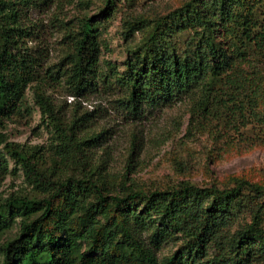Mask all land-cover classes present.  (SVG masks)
Instances as JSON below:
<instances>
[{"label":"trees","instance_id":"obj_1","mask_svg":"<svg viewBox=\"0 0 264 264\" xmlns=\"http://www.w3.org/2000/svg\"><path fill=\"white\" fill-rule=\"evenodd\" d=\"M54 2L60 0H0V124L26 108V90L42 78L62 82L73 100L93 92L115 96L116 110L132 126V154L143 146L138 121L176 104L187 107L188 130L214 144L246 150L264 144V0H187L144 30L121 71L99 62V23L60 21L61 56L44 74L43 49L27 46L36 31L29 12ZM34 99L57 125L61 147L75 157L105 135L90 131L92 112L58 113L38 89ZM75 125L84 127L85 137ZM6 155L45 195L0 204V219L21 217L17 236L0 246L1 264H264L255 231L264 185L237 178L221 188L182 182L114 192L90 154L79 174L53 178L1 133L0 181ZM244 216L249 223L242 225ZM9 226L0 220V234Z\"/></svg>","mask_w":264,"mask_h":264},{"label":"rangeland","instance_id":"obj_2","mask_svg":"<svg viewBox=\"0 0 264 264\" xmlns=\"http://www.w3.org/2000/svg\"><path fill=\"white\" fill-rule=\"evenodd\" d=\"M186 1L60 0L46 9L29 12L36 31L33 42H27V46L43 49L42 73L49 74L52 71L50 67L61 56L57 24L87 17L92 23H99L96 42L99 62H109L121 71L130 51L141 44L144 30ZM108 5L112 6L111 12L107 10ZM132 24L145 27L130 33L128 28ZM41 80L42 83L33 82L26 90V108L1 122L0 133L5 142L19 145L37 169L53 178L79 174L84 170L80 167L84 155L90 154L91 162L102 163L99 169L101 177L114 192L135 188L153 191L182 182L201 188H221L237 178L264 185V144L247 150L229 148L225 143L214 144L207 134H193L188 130L189 116L183 104L147 113L143 120L138 121V129L144 137L143 146L132 154L128 151V134L132 126L116 110L115 96L93 92L84 99L73 100L62 82ZM37 89L49 97L58 113L70 115L74 109L78 113L92 112L88 123L90 131L94 133L103 129L105 135L89 143L76 157L66 151L60 145L57 125L34 99ZM73 130L80 137L86 136L82 126L75 125ZM6 160L7 170L0 181V204L12 198L41 199L45 192L31 183L21 166L7 155ZM262 216V222L255 231L264 246V210ZM0 220L10 223L9 228L0 234L2 246L17 236L21 217ZM239 223H249L248 216L240 218ZM169 251H174V248Z\"/></svg>","mask_w":264,"mask_h":264}]
</instances>
